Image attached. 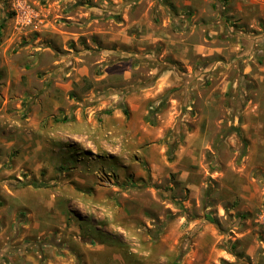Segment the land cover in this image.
Masks as SVG:
<instances>
[{
  "label": "rangeland",
  "instance_id": "1",
  "mask_svg": "<svg viewBox=\"0 0 264 264\" xmlns=\"http://www.w3.org/2000/svg\"><path fill=\"white\" fill-rule=\"evenodd\" d=\"M17 1L0 0V158L102 153L82 164L143 196L137 228L168 201L180 241L217 230L213 264H264V0H21L28 24ZM116 145H166L169 174L141 149L136 178Z\"/></svg>",
  "mask_w": 264,
  "mask_h": 264
},
{
  "label": "crops",
  "instance_id": "2",
  "mask_svg": "<svg viewBox=\"0 0 264 264\" xmlns=\"http://www.w3.org/2000/svg\"><path fill=\"white\" fill-rule=\"evenodd\" d=\"M138 126L128 130L144 144L146 133ZM5 146L10 151L0 158V264H213L225 257L211 224L203 223L194 242L180 241L184 217L178 219L176 211L166 217L161 204L173 208L168 201L160 202L148 228H137L145 217L143 196L102 181L98 170L91 174L82 164L102 153L77 156L74 167L49 160L46 151H58L57 145H25L23 154H14L17 145ZM143 146L116 145V157L136 178L145 177L144 170L132 169L145 149L152 174L168 175L167 146Z\"/></svg>",
  "mask_w": 264,
  "mask_h": 264
},
{
  "label": "built area",
  "instance_id": "3",
  "mask_svg": "<svg viewBox=\"0 0 264 264\" xmlns=\"http://www.w3.org/2000/svg\"><path fill=\"white\" fill-rule=\"evenodd\" d=\"M17 13L22 17V22L23 23H30L32 21V12L29 9V7L25 4V2H22L21 0H18L16 3Z\"/></svg>",
  "mask_w": 264,
  "mask_h": 264
}]
</instances>
